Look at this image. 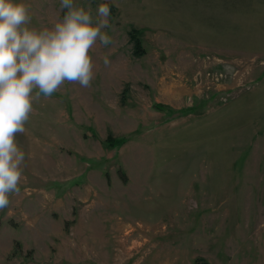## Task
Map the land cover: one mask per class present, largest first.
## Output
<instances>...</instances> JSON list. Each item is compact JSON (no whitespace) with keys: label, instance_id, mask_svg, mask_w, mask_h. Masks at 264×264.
Here are the masks:
<instances>
[{"label":"rangeland","instance_id":"1","mask_svg":"<svg viewBox=\"0 0 264 264\" xmlns=\"http://www.w3.org/2000/svg\"><path fill=\"white\" fill-rule=\"evenodd\" d=\"M75 3L108 5L112 43L17 134L0 264H264V0Z\"/></svg>","mask_w":264,"mask_h":264},{"label":"clouds","instance_id":"2","mask_svg":"<svg viewBox=\"0 0 264 264\" xmlns=\"http://www.w3.org/2000/svg\"><path fill=\"white\" fill-rule=\"evenodd\" d=\"M59 2L63 17L37 29L25 0H0V210L20 191L25 152L16 137L26 132L33 103L41 94L51 97L65 82L90 87V52L98 41L112 43L104 31L110 26L107 4L98 5L94 16L90 5Z\"/></svg>","mask_w":264,"mask_h":264},{"label":"trees","instance_id":"3","mask_svg":"<svg viewBox=\"0 0 264 264\" xmlns=\"http://www.w3.org/2000/svg\"><path fill=\"white\" fill-rule=\"evenodd\" d=\"M130 34H131L132 39L135 41L136 50H138V48L141 45V40L139 38L138 31L137 30H132Z\"/></svg>","mask_w":264,"mask_h":264}]
</instances>
